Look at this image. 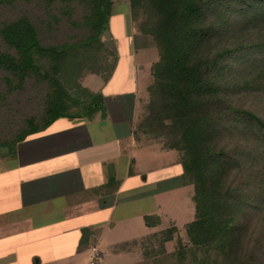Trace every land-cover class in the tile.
<instances>
[{
	"label": "trees",
	"instance_id": "obj_1",
	"mask_svg": "<svg viewBox=\"0 0 264 264\" xmlns=\"http://www.w3.org/2000/svg\"><path fill=\"white\" fill-rule=\"evenodd\" d=\"M17 1L32 0L0 4ZM77 1L86 9L77 24L85 34L69 44L44 45L39 26L26 15L0 24V41L8 50L0 52L7 90L27 80L50 90L40 122L29 118L0 144L15 143L62 117V93L84 64L91 65L87 74L104 82L111 76L117 54L103 47L101 37L112 0ZM129 8L133 30L150 36L158 55L135 130L179 154L182 183L193 190L194 217L183 227L185 242L176 238L173 252L164 245L174 240V225L117 251L143 248L157 238L156 264H264V0H129ZM96 46L104 52L97 69L92 65L99 57L90 53ZM107 56L113 58L110 66ZM89 235L82 230L79 252Z\"/></svg>",
	"mask_w": 264,
	"mask_h": 264
},
{
	"label": "crops",
	"instance_id": "obj_2",
	"mask_svg": "<svg viewBox=\"0 0 264 264\" xmlns=\"http://www.w3.org/2000/svg\"><path fill=\"white\" fill-rule=\"evenodd\" d=\"M104 33L116 42L117 61L109 79L104 82L99 76L98 85V75H84L79 84L88 94L76 107L15 143L0 144V264H21L18 244L40 238H59L55 245L67 246L58 257L90 250L96 261L101 232L133 218L149 229L145 219H159L161 194L190 187L182 183L179 159L163 167L164 173H157L162 167L135 169L142 162L133 156L142 150L135 125L158 55H138L155 46L141 44L133 30L129 0H112ZM173 176L178 184L160 187ZM83 229L90 231L89 241L79 252ZM125 242L112 246L111 252L132 253L117 251Z\"/></svg>",
	"mask_w": 264,
	"mask_h": 264
},
{
	"label": "rangeland",
	"instance_id": "obj_3",
	"mask_svg": "<svg viewBox=\"0 0 264 264\" xmlns=\"http://www.w3.org/2000/svg\"><path fill=\"white\" fill-rule=\"evenodd\" d=\"M86 9L84 6L74 0L67 5L63 2L56 0L46 5L41 0H32L29 3L19 2L14 5L8 6L0 4V24L4 21L12 20L20 15H26L31 21L39 26L40 39L44 45H61L75 42L85 34V30L79 27L82 17ZM103 47L108 51H114L116 42L106 36L102 35ZM141 44L153 43V40L148 35L140 34ZM97 47V48H96ZM90 49L92 55L99 57V61L92 66L102 65L104 61L100 60L104 56L103 48L98 52V46ZM5 45L0 41V52H7ZM11 53V52H9ZM139 56H147L146 59L157 58V52L155 48H148V51L140 52ZM107 66L113 61L111 56H107ZM99 63V64H98ZM83 69L75 77V79L69 82V91L62 93L63 99L66 101V109L76 107L77 98H85L87 94L78 87L80 79L89 72L91 65L84 64ZM98 66L95 68L97 69ZM82 73V74H81ZM5 73L0 71V141L10 140L20 129L26 120L32 118L35 122H40L42 111L44 109V103L46 96L49 93V87L45 83H34L33 81H25L21 86L12 83L13 87L11 91H8V86L4 83ZM95 77H89L88 80H94ZM100 77L98 76V85L100 84ZM9 87V88H10ZM149 101V97L141 105V118L145 114V107ZM260 105V104H259ZM262 105V103H261ZM140 120V119H138ZM142 142L140 146V155L137 156L142 159V162L137 161L135 169L140 167L144 169H156L162 167L157 173L167 172V165L179 158V154L171 151L168 154H162L158 150L161 148V142L152 139L150 136L140 135ZM179 179L175 176L168 179L163 186H174L178 184ZM192 187H181L168 194H161L158 198L162 202L161 212L158 215L159 219H150V225L146 224L145 228L141 219L133 218L127 221L126 224L115 226L111 230L105 229L99 238L97 239V248L101 257L94 261V264H156L154 260L156 255H159L160 248L158 245V239L149 240V242L142 243L143 248L139 245L131 248L132 253H120L114 254L111 252V248L114 245L120 244L125 241H131L132 239H138L150 233H156L168 228L171 225H175L177 233L174 240L164 245L167 253L173 252L175 249L176 238L184 240L183 227L186 223L190 222L194 217V207L191 200ZM140 222V225H139ZM146 222V221H145ZM145 224V223H144ZM151 235V234H150ZM142 239V238H141ZM139 239V240H141ZM59 238H40L38 240H28L20 242L18 244L17 254L22 259L21 264H89L92 252L86 250L83 254L75 255H61L58 257L61 249H67V246L61 247L55 245ZM139 240H137L139 242ZM185 242V240H184ZM70 246V245H69ZM151 253L149 256H143L142 252ZM159 250V251H158ZM9 255L5 259H9ZM67 255V256H66ZM29 259V260H28ZM4 260V259H3ZM11 261V260H10ZM39 261V262H38ZM9 264V261H6ZM11 264V263H10Z\"/></svg>",
	"mask_w": 264,
	"mask_h": 264
},
{
	"label": "built area",
	"instance_id": "obj_4",
	"mask_svg": "<svg viewBox=\"0 0 264 264\" xmlns=\"http://www.w3.org/2000/svg\"><path fill=\"white\" fill-rule=\"evenodd\" d=\"M96 256H97V254H94V256L92 257V259H91V261H90V264H93L94 263V259H96Z\"/></svg>",
	"mask_w": 264,
	"mask_h": 264
},
{
	"label": "water",
	"instance_id": "obj_5",
	"mask_svg": "<svg viewBox=\"0 0 264 264\" xmlns=\"http://www.w3.org/2000/svg\"><path fill=\"white\" fill-rule=\"evenodd\" d=\"M109 172H112L110 167H109ZM111 174H112V173H111Z\"/></svg>",
	"mask_w": 264,
	"mask_h": 264
}]
</instances>
